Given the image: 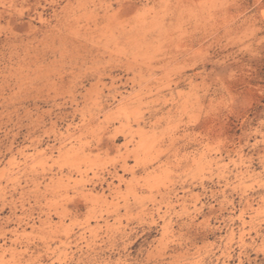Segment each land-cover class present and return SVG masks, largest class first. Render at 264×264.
<instances>
[{
    "label": "rangeland",
    "instance_id": "obj_1",
    "mask_svg": "<svg viewBox=\"0 0 264 264\" xmlns=\"http://www.w3.org/2000/svg\"><path fill=\"white\" fill-rule=\"evenodd\" d=\"M0 264H264V0H0Z\"/></svg>",
    "mask_w": 264,
    "mask_h": 264
}]
</instances>
